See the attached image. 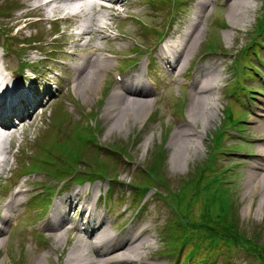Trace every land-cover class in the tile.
Returning <instances> with one entry per match:
<instances>
[{"label": "rangeland", "instance_id": "374dc122", "mask_svg": "<svg viewBox=\"0 0 264 264\" xmlns=\"http://www.w3.org/2000/svg\"><path fill=\"white\" fill-rule=\"evenodd\" d=\"M22 1L0 0V54L3 52L2 46L6 47L3 54L4 60L16 73L20 72L19 67L24 62L30 63L27 66V71L35 66L33 63L39 60L41 63H37L35 66L37 72L56 69L60 77L55 80L53 77L55 74L50 75L55 80L54 84L58 82L59 90L51 94L49 102H45L44 98L41 105H36L31 115L33 123L31 125L23 124V133L16 131L14 145L10 141V146H8L6 140V149L9 148L10 153L7 154L8 161L5 168L3 167L4 169L1 170L0 205L6 199L1 196V193L6 192L4 188L10 186V181H17V185H22L24 182L29 183L26 186L29 189L27 195L31 192L30 196L28 195L29 198L37 194L42 198L50 197L46 190L48 187L55 191L60 187H67L71 192L78 189L85 192L88 190L91 199L99 193L98 190L101 194V191L106 188L105 180L107 179H103V182L97 181L87 189L88 185L83 184L78 187L73 180L59 182L46 171L20 176L24 173L20 162L33 158L38 151L39 143L40 147L51 145L48 152L56 158V164L58 163L60 166L65 164V156L72 157L73 160H80L78 163H67V167L62 166V169L68 168L66 171L62 170L64 173L80 175V172L83 171H94L97 165L106 173L116 174L111 197L108 194L106 197L100 195V210L109 215L110 223L113 221L115 224L123 218L122 222H126L125 226L140 216L146 217L145 223L153 228V234L156 236L154 238L156 246L153 251L155 258L148 260L149 264H174L177 258L181 264L189 248L184 247L176 252L179 231L175 234L174 229H179V224L176 222L179 205L170 201V197L174 200V198H178L176 194L181 195L180 193L183 191H193L191 188L194 182H191L196 177L197 171L200 172V169L210 158L214 134L222 129L226 109L231 107L234 117L241 121L234 124L235 128H227L223 142L219 141L213 148L215 153L213 169L221 173L223 177L226 176L227 182H229L227 188L232 198L230 205L233 208L232 212L231 209L229 212L232 213V219L236 221V227L249 237L255 235L256 241L264 246V206H260L259 210L256 209L259 204V195L254 204H251L250 196L243 194L246 175L244 161L247 160L248 153L254 151L249 143L255 134L254 117H256L259 107L264 104V80L258 75L244 80L250 89L261 90L262 93H251L246 90L244 98L241 97V104L235 102L238 101L236 97L233 98L228 94V91L234 88L231 84H236V78L241 73L240 70H236L231 61L235 59V54L240 49L252 41L256 20L264 0H252L256 9H249L247 20L243 22L232 21L227 17L225 0H218V2L212 0L199 17V28L202 33L198 42L195 43L188 71L181 76L173 75L167 78L165 75V79L164 72L158 68L159 73L153 75L152 79L146 77L145 73H150V70L144 66V60L148 55L146 51H151L152 47H156L157 43L169 34L171 23H174L171 28H178L185 22L184 30H189V24L194 20L192 19L193 6L199 0H182L181 6H176L179 0L174 2L175 6L169 0H128L127 6H122L120 12L115 15L106 9L100 11L91 9L84 16L82 15L83 17L77 16L76 18L84 20L94 16L102 18L103 22L109 24L104 32L97 34L93 39L95 45L105 52L96 51L93 55L100 54L101 57H105L108 54H106L107 51L114 52L115 55L111 56L112 66L105 73L103 80L84 89L81 86L75 89L71 67L78 62L79 58H74L75 56L72 54L78 57L85 54L89 56L91 49H77L75 46L78 43L70 38V35L76 31V28H70L76 24V18L59 17L61 20L67 19L69 23H63L60 20L55 23L38 20L40 15L29 11ZM174 13L175 20L171 22ZM115 16L123 19L115 20ZM230 23L237 24L238 27L232 28ZM21 27L22 29H20ZM208 47L219 50L216 53H209L207 52ZM38 49L40 50L38 51ZM134 53L137 54L135 58L131 57ZM260 53V61L264 62V48ZM127 55L130 57L121 59ZM209 56H216L223 62L222 65L218 62V70L221 71L220 84L223 87L219 91L212 90V94H210L211 98H216L213 120L206 129H203V121L193 118L195 120H193V126L201 130V138L198 139L199 153L191 146L185 150L186 160L178 159L179 165H174L172 157L175 149V130L184 125L189 113L190 87L188 82L190 79L187 77L190 71H193L205 57ZM130 58L137 60V64L129 65L127 62ZM253 61L258 67H262L255 59ZM136 68L142 73L146 70L144 73L145 82L153 87H151L152 96L149 95L151 96L150 105L142 113L140 112V114L144 112L146 117L141 121L130 119L124 125L114 124V121L108 118L109 114L104 113V107L110 97V91L118 83L117 73L122 77L126 72L132 73ZM185 75L186 77H184ZM230 80H233V83L228 85ZM152 82L156 84L155 87ZM39 89L43 91V88L39 87ZM249 94L253 97L249 98ZM41 109L43 113L40 115ZM87 122L90 123V126L86 124ZM87 129L93 134L92 140L85 142L84 137L88 136ZM76 136L78 137L75 139ZM56 141H61L67 146L62 151L65 153H60L59 149L55 147ZM16 142L19 145L18 150L15 148ZM71 146L77 153L70 151ZM109 146L116 149L117 153L112 154L110 151L108 153ZM154 157H162L164 160L163 173L167 180L166 184L158 180H149L146 176L148 165L153 163ZM56 164L51 166L54 170L57 169ZM111 167L115 169L111 171ZM75 168H77L76 171H74ZM208 170L204 173L206 176L201 186H204L214 175ZM6 178H9V181L6 182ZM40 181H42L41 184L36 185V182ZM132 182L139 185L149 182L152 183L149 185L154 189L150 188L144 197H135L130 189ZM55 196L50 197L51 202ZM188 196L184 194L185 198L180 200L185 202ZM203 199V194L200 195L199 200L194 198L195 201L192 202L188 211V217L191 220L196 219L195 217L201 210H210L205 206L200 210ZM140 200L141 204L144 202L141 208V204L138 206ZM104 201L106 206L111 203L112 206L105 207L103 210ZM29 202L23 209H16L18 216L15 223L11 226L7 224L6 229L4 228L5 232L0 236L6 240L0 246V262L1 264H33L34 258L39 255L42 256L44 264H58L61 260L60 256L58 258V254H60V248L66 245V239H63L58 247L53 237L46 235V231L45 234L41 230L38 232L36 227L44 220V218H40L45 209L31 206ZM0 210L1 213L4 212L1 206ZM121 211L123 214L121 217H117L118 212ZM72 215L78 217V211L72 210L70 216ZM42 230L44 232V229ZM189 233H192L191 230ZM68 241L73 242L74 240L69 239ZM69 242L66 247L69 246ZM205 244L214 254L221 248H225L227 252L232 250V257L221 252L213 257L215 259L212 264H258L259 259L248 252L236 251L228 245L227 248L224 243H212L208 236ZM170 253L173 254L170 255Z\"/></svg>", "mask_w": 264, "mask_h": 264}, {"label": "bare ground", "instance_id": "6f19581e", "mask_svg": "<svg viewBox=\"0 0 264 264\" xmlns=\"http://www.w3.org/2000/svg\"><path fill=\"white\" fill-rule=\"evenodd\" d=\"M97 1L23 0L22 2L29 11L36 12L41 16L42 21H45L49 19V14L46 11L47 6L52 5L50 8L51 12L56 15L83 17L91 9L96 11L106 9L100 7V3ZM108 1L110 6L106 10L115 13L119 12L122 6H127L128 4V0ZM211 2L212 0H199L195 3L192 11V19L194 20L190 23V29L186 30L181 36L179 35L175 42H171L165 47L160 46L153 49L154 61L160 69L178 75H182L186 71L187 61L190 60L194 52L195 43L198 42L202 33L199 28V17ZM224 6L227 8V17L232 21L236 20L239 22L247 20L249 9H256L252 0H225ZM230 24L232 28L238 27L237 24ZM76 27L79 28V31L71 34V38L78 43L77 49H91L89 56L85 54L82 57H78L72 54V56H75L74 58H79L78 62L71 67L75 89L78 86L84 89L103 80L105 73L112 66L111 56H114V52L107 51L106 53L109 56L105 57H101L100 54L93 55L96 51L105 52L93 42L97 34L104 32L109 27V24L103 22L102 18L92 16L84 20L76 19ZM3 54L0 55V126L8 130L10 129L9 125H13L12 128L14 129L22 123L31 125L33 123L31 118L32 111L36 106L35 104L40 101L42 93L37 92L36 88L24 90L20 86L19 81L15 78L12 79V76L9 77L12 75L11 71L13 69L5 62ZM140 78H142L140 71L124 76L117 87L110 93V97L104 107V113L107 112L109 114L108 118H111L114 124L120 123L124 125L130 119L134 121L139 119L141 121L146 117L144 112L143 114H140V112L142 113L150 105V101L147 99L140 101L136 96L143 97L149 94L151 88H147ZM220 79L219 70L204 69L190 81L188 94L190 96L189 113L184 125L175 130L176 140L174 141L175 149L172 164L179 165L180 159L186 160L185 150L191 146L193 150L199 153L198 139L201 138V130L193 126L194 119L198 118L203 121V129H206L213 120V111L216 110V98H211L210 94H212V90L216 89ZM253 122L255 134H253L249 145L254 148V151L248 153L247 160L244 161L246 175L243 183V194L250 196L251 204H254L256 197L259 195V204L256 208L259 210L264 206V104L256 112ZM5 142L6 137L0 134V172L8 160L5 154L10 153L6 149ZM26 193L27 191L22 185L11 192L4 193L7 198L0 205L4 211L0 212V221L3 223V225H0V236L5 232L7 224L10 222L12 224L15 223L16 213L14 211L18 206L23 205ZM79 197L80 192L77 191L69 195L65 201L64 198H58L52 207V214L45 223L46 230L49 231L48 235L53 237L58 247L63 239H66V245L69 239L74 240L69 242V246L66 247L65 245L60 248L58 258L60 256L61 260L58 264H149L148 260L155 258L152 254L153 248L156 246L155 235L153 234V228L145 223L146 217H138L127 227L118 229L116 233H111L108 231L106 218H97V213L93 206L86 207L84 203L79 202ZM75 208L77 210L80 209V215L83 216L85 221L82 225H79L78 221L72 222L73 224L70 225L72 229H69L67 227L68 212L69 209L75 210ZM117 215L121 216L122 212H118ZM80 232L85 236L83 239L77 237ZM68 233L70 234L68 235ZM5 241L4 238L0 237V246ZM41 257L37 255L33 264H44Z\"/></svg>", "mask_w": 264, "mask_h": 264}, {"label": "trees", "instance_id": "16d2710c", "mask_svg": "<svg viewBox=\"0 0 264 264\" xmlns=\"http://www.w3.org/2000/svg\"><path fill=\"white\" fill-rule=\"evenodd\" d=\"M229 119L230 122L233 121V117L231 114L226 115V119ZM86 130V129H85ZM89 131V129H87ZM221 136V134H218ZM91 137L90 131L88 132L87 138L84 137V140H88ZM221 138V137H220ZM158 159H162L159 157H154L153 163H151L147 169L148 174L146 175L149 180H152V175H157L158 178L160 175V161L158 164ZM152 166V167H151ZM99 169V167H98ZM203 168L200 173L203 172ZM103 169H99L101 171ZM200 177V174L195 178L196 180ZM189 181V180H188ZM192 180L191 183H193ZM190 183V184H191ZM202 192L204 196V206L209 208L210 210H203L200 212V218L202 222L197 224L200 230H207L210 232V241L212 243H224V245L231 246L236 251H246L251 253V255L258 258V264H264V246L263 244L256 243L255 237L246 238L244 234L241 233L240 230L236 226L232 224V207L230 205V201L232 198L230 197V192L228 188L221 185V179L217 176L211 178V181L208 185L202 186ZM200 193H202L199 190ZM183 195L176 194V197L180 200L183 198ZM177 199V201H178ZM231 209V212L229 210ZM208 226L211 227L212 230H208ZM240 247V248H239ZM228 248V247H227ZM217 252H224L225 255L230 256L232 250L226 251L225 248L219 249ZM203 260V259H202Z\"/></svg>", "mask_w": 264, "mask_h": 264}]
</instances>
